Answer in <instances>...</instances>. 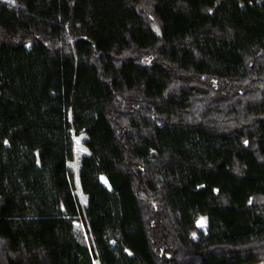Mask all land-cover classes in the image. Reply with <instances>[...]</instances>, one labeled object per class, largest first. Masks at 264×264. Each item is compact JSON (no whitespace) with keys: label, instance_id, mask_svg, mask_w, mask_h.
Instances as JSON below:
<instances>
[{"label":"trees","instance_id":"16d2710c","mask_svg":"<svg viewBox=\"0 0 264 264\" xmlns=\"http://www.w3.org/2000/svg\"><path fill=\"white\" fill-rule=\"evenodd\" d=\"M261 258L264 0H0V264Z\"/></svg>","mask_w":264,"mask_h":264},{"label":"rangeland","instance_id":"374dc122","mask_svg":"<svg viewBox=\"0 0 264 264\" xmlns=\"http://www.w3.org/2000/svg\"><path fill=\"white\" fill-rule=\"evenodd\" d=\"M81 137H82V133H71V138H72V147H73V155L72 158L70 160V165L72 168L75 167L76 164V157L78 156L79 153L86 151L85 146L83 145L82 141H81ZM99 178L106 183V179L104 178L103 174H99ZM77 191L79 192V190L77 189ZM80 194V192H79ZM196 224L197 226L203 228L205 226V219H204V215L199 214L196 217ZM75 223H77V221H74ZM95 260V259H94ZM251 264H264V259H257L254 262H252Z\"/></svg>","mask_w":264,"mask_h":264}]
</instances>
